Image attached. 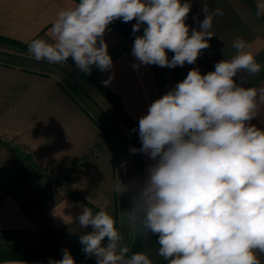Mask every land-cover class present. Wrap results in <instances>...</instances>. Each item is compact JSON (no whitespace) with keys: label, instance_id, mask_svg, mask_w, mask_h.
I'll use <instances>...</instances> for the list:
<instances>
[{"label":"clouds","instance_id":"obj_1","mask_svg":"<svg viewBox=\"0 0 264 264\" xmlns=\"http://www.w3.org/2000/svg\"><path fill=\"white\" fill-rule=\"evenodd\" d=\"M190 10L187 0H78L58 11L48 31L50 40H31L28 52L50 64L71 58L86 76L93 67L109 71L113 61L104 40L109 25L135 20L132 32L143 26V34L135 36L131 49L133 69L192 65L210 47L213 19L223 11L217 8L210 14L204 7V19L190 31ZM256 15H264V3L257 4ZM250 47L237 37L231 59L217 62L206 74L191 69L139 118L141 147L130 152L143 153L152 163L134 189L119 178L113 190L119 195L130 192L131 207L123 219L133 230L156 235L157 254L168 264H261L264 129L252 121L264 105V88L243 86L262 67ZM239 73L244 75L237 83ZM78 207V225L92 229L80 235L79 243L96 264H153L146 253L129 256L111 214ZM61 252L62 258L49 264H76L67 248Z\"/></svg>","mask_w":264,"mask_h":264},{"label":"crops","instance_id":"obj_2","mask_svg":"<svg viewBox=\"0 0 264 264\" xmlns=\"http://www.w3.org/2000/svg\"><path fill=\"white\" fill-rule=\"evenodd\" d=\"M184 2V0H182ZM191 10L186 23L198 28L197 21L204 19L202 9L209 13L221 9L223 15L213 19L210 31L214 36L208 41L210 47L202 50L197 61L180 67L183 78L193 68L202 74L214 71V65L231 59L236 50L232 42L242 37L250 44V50L261 64V71L249 77L245 87L264 88V15L257 17V4L264 0H187ZM76 0H0V35L28 42L36 38L50 40L49 28L61 9L73 7ZM104 40L108 52L123 48L114 58L113 67L102 72L101 81L113 77L107 86L118 96L123 104L124 113L139 122L149 105L160 98L159 84L150 65L132 68L136 62L131 55L132 47L126 46L127 40L111 27L105 33ZM44 65L47 61L34 59V71H28L26 79L32 80L28 87L12 89L15 101L11 103L5 120L0 123V135L12 142L13 148L0 145V230H31L53 232L51 239L62 247L73 244L74 235L90 232L91 227L81 229L75 217L81 212L78 205L95 206L111 214L114 218L120 211L130 209V192L119 195L114 186L121 181L134 189L137 183V171L134 154L133 136L129 131L124 150L115 144L107 143L98 123L87 113L83 103L78 102L63 87L64 81L58 74ZM239 73L236 79L240 82ZM253 124L264 129V105L260 107ZM104 144V148L93 161L83 165L70 184L69 189L49 195L44 202L41 193L44 188V174L64 171L72 167L75 161L89 153L95 144ZM124 151V152H123ZM26 152L32 153L36 162L44 170L42 175L28 166L23 168L20 158ZM143 179L150 161L141 153ZM29 164V163H28ZM27 166V164H25ZM30 165V164H29ZM27 177L19 179L21 171ZM32 201L34 202L31 205ZM31 205V206H30ZM93 210V209H92ZM94 212V210H93ZM95 213V212H94ZM44 238L42 234H30ZM157 236L143 233L140 252L146 253L153 264H168L157 254L159 245ZM264 264V255L258 256ZM0 264H49L43 260H7Z\"/></svg>","mask_w":264,"mask_h":264},{"label":"trees","instance_id":"obj_3","mask_svg":"<svg viewBox=\"0 0 264 264\" xmlns=\"http://www.w3.org/2000/svg\"><path fill=\"white\" fill-rule=\"evenodd\" d=\"M78 2V0H76ZM136 23L135 20L131 22H122V20H116L112 24L109 25L112 29L117 31L120 35H122L126 40V46L128 47H133L134 39L135 36L137 35H142L143 34V26L141 30L137 33L132 32L133 25ZM30 42V41H29ZM29 42H22L20 40L6 37L3 35H0V43H4L5 45H10L15 47V49L21 51V52H26L28 51V44ZM123 48L116 49L113 51L112 54H110L112 60L116 58L122 51ZM8 55V54H7ZM15 55V54H14ZM173 53L169 52L168 56L169 59H171ZM8 56H13V54H10ZM19 57L20 59L23 60H29V61H34L30 57H24L20 55H15ZM73 64V67H75L74 63L72 62L71 58L68 60ZM151 68L153 69L158 84H159V90H160V95H164L166 92L170 91L174 86L182 81L184 78L182 76L180 67L177 66L175 68H168V67H159L156 65H150ZM76 69V67H75ZM77 70V69H76ZM33 71V70H32ZM78 75L80 78H83L90 82L92 85H94L97 90L100 92V94L108 100V102L117 110L122 112L121 120L125 124V126L129 129V131L132 133L133 136V142H134V147L135 148H140V140H139V134H138V122H136L133 118L127 116L124 113V108L123 104L118 98L117 95H115L107 86H105L102 81H101V74L102 72L93 67V71L91 75H84L83 73H80L78 70ZM69 81L71 82H66L63 83V87L73 96L74 99H76L78 102L82 103L80 98L78 97L77 93L83 92V95L89 96L87 93L86 89L82 86L79 80L74 78L73 76L70 75ZM83 107L87 110L86 106L83 104ZM92 117V116H91ZM93 118V117H92ZM98 125L101 127V124L93 118ZM102 129V127H101ZM133 129H137V131H132ZM104 133V138L105 140L109 138V135L106 134V132L102 129ZM134 159L136 163V171H137V183L139 181L143 180V174H142V160H141V153H135L134 154ZM23 162V161H21ZM75 164V163H74ZM72 165V167L74 166ZM71 167V168H72ZM24 170L21 171V174L19 176V179H23L27 177V172H23ZM38 175H42L41 172L36 171ZM136 183V185H137ZM1 199V197H0ZM34 202L32 201L31 205H33ZM30 205V206H31ZM94 212H98L99 208L95 206H91ZM118 216H116L115 219H117ZM117 221V228L119 230L120 227L118 225L122 226L123 224L126 225V228H124L125 232H121L123 234V237L125 240V245H127L130 249L129 256L132 253L135 252H140L141 247H142V242H143V233L140 232L138 229L133 230L132 226L128 223L125 222L123 224H118L120 222ZM18 234H42L47 237L46 244L39 246V245H22V244H15V243H7L6 241L0 242V261H7V260H43V261H49L50 259H55L59 260L62 258V248H67L73 257L75 258L76 264H96V258L95 257H88L84 252H83V246L79 243V237L80 235H74L71 236L73 237V244L70 247H62L56 244L51 237L55 234L53 232H44V231H31V230H0V240H11L15 238Z\"/></svg>","mask_w":264,"mask_h":264},{"label":"rangeland","instance_id":"obj_4","mask_svg":"<svg viewBox=\"0 0 264 264\" xmlns=\"http://www.w3.org/2000/svg\"><path fill=\"white\" fill-rule=\"evenodd\" d=\"M7 54H13V56L11 57ZM14 54L24 57H30L32 58V60H34V58L30 56L28 51L21 52L15 49V47L13 46L0 43V123L5 120L6 113L8 112V110H10L9 108L11 106V103L15 101V91H12V89L16 87H28L32 84V80L28 78L26 79L23 75L28 76V71H34V61L20 59ZM44 66L56 72L58 74V77H60V80L64 81L65 83L71 80L70 75L73 76L74 78L79 80L82 86L86 89L89 96L83 95V92L80 91V93H77L78 97L88 109L87 113L95 118L99 122V124H101L102 129L106 132V134L109 135L108 139H110L108 143L103 142V144L100 143L97 145L101 146L103 149L105 143H107V145L111 143L115 144V146H119L120 149L124 150L127 136H129V129L121 120L122 112L115 109L108 102V100L100 94V92L94 85H92L87 80L80 78L77 70L75 69V67H73V64L71 62L67 61L64 64H50ZM20 162L23 168L25 167V169L30 166L25 160L24 156H21ZM25 164H27V166ZM46 175L47 174H44V176ZM124 212L125 211H123V209L120 211V215L117 218L118 222H120L118 224L127 222L125 219H123ZM118 227H120L121 232H125L124 228H126V225H118ZM4 241H6L7 243L22 245L42 246L46 244L47 237L45 240L44 238H37L31 236L30 234H18L17 236H15V238L9 241L3 239L0 240V242ZM122 243L125 244V240H123Z\"/></svg>","mask_w":264,"mask_h":264},{"label":"built area","instance_id":"obj_5","mask_svg":"<svg viewBox=\"0 0 264 264\" xmlns=\"http://www.w3.org/2000/svg\"><path fill=\"white\" fill-rule=\"evenodd\" d=\"M101 151L102 147L95 144L92 146L88 154L75 161L72 168L46 175L44 179L45 186L40 196L41 201L44 202L46 198L53 193H61L64 190L69 189L70 184L76 178L79 169L86 163L93 161L98 157ZM260 255L261 254L257 253V256Z\"/></svg>","mask_w":264,"mask_h":264},{"label":"water","instance_id":"obj_6","mask_svg":"<svg viewBox=\"0 0 264 264\" xmlns=\"http://www.w3.org/2000/svg\"><path fill=\"white\" fill-rule=\"evenodd\" d=\"M0 145L6 146L8 148H13L12 142L10 140L5 139L3 136L0 135ZM25 160L30 164L32 168L35 170L44 173V170L41 168V164L36 162L32 153L26 152L24 155Z\"/></svg>","mask_w":264,"mask_h":264}]
</instances>
